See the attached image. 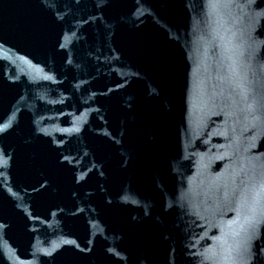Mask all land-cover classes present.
<instances>
[{
	"label": "water",
	"instance_id": "obj_1",
	"mask_svg": "<svg viewBox=\"0 0 264 264\" xmlns=\"http://www.w3.org/2000/svg\"><path fill=\"white\" fill-rule=\"evenodd\" d=\"M0 264H264V0H0Z\"/></svg>",
	"mask_w": 264,
	"mask_h": 264
}]
</instances>
